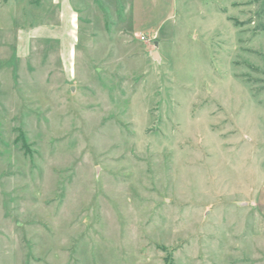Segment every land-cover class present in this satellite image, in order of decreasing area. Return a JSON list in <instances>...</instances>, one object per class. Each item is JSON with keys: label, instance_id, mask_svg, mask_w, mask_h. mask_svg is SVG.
Wrapping results in <instances>:
<instances>
[{"label": "rangeland", "instance_id": "1", "mask_svg": "<svg viewBox=\"0 0 264 264\" xmlns=\"http://www.w3.org/2000/svg\"><path fill=\"white\" fill-rule=\"evenodd\" d=\"M31 2L0 1V264H264V0H134L71 77L16 59Z\"/></svg>", "mask_w": 264, "mask_h": 264}, {"label": "crops", "instance_id": "2", "mask_svg": "<svg viewBox=\"0 0 264 264\" xmlns=\"http://www.w3.org/2000/svg\"><path fill=\"white\" fill-rule=\"evenodd\" d=\"M0 1L4 4V0ZM30 6L35 14H39V18L34 17L26 27L15 29L16 59L23 61L31 58V50L36 46L40 53L47 50L49 56L57 51L59 62L68 77L72 75L79 41L84 38V34L91 32L97 18L103 19L104 26L107 21L113 23V18H119L120 15L123 18L126 16L123 19L125 22H128L127 17H136L134 0H32ZM94 9L98 16L93 12ZM129 32L137 34L131 29ZM145 46L148 47L147 43ZM254 208L264 217V183L257 190Z\"/></svg>", "mask_w": 264, "mask_h": 264}, {"label": "built area", "instance_id": "3", "mask_svg": "<svg viewBox=\"0 0 264 264\" xmlns=\"http://www.w3.org/2000/svg\"><path fill=\"white\" fill-rule=\"evenodd\" d=\"M141 39L143 40L144 38L142 37Z\"/></svg>", "mask_w": 264, "mask_h": 264}]
</instances>
